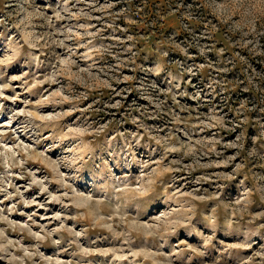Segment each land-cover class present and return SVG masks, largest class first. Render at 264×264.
<instances>
[{"label": "rangeland", "instance_id": "374dc122", "mask_svg": "<svg viewBox=\"0 0 264 264\" xmlns=\"http://www.w3.org/2000/svg\"><path fill=\"white\" fill-rule=\"evenodd\" d=\"M163 1L0 0V264H264V0Z\"/></svg>", "mask_w": 264, "mask_h": 264}, {"label": "trees", "instance_id": "16d2710c", "mask_svg": "<svg viewBox=\"0 0 264 264\" xmlns=\"http://www.w3.org/2000/svg\"><path fill=\"white\" fill-rule=\"evenodd\" d=\"M160 2L162 3V5H163V6H167V4H169V3H170L169 1H163V0H162V1L160 0ZM148 4H149V2H148ZM148 8H149V7H148ZM150 13H152V12H151V11H149V12H148V15H149ZM162 23H165V22H164V21H162ZM151 36H152V37H155V34H154V35H153V34H152V35H150V37H151Z\"/></svg>", "mask_w": 264, "mask_h": 264}]
</instances>
